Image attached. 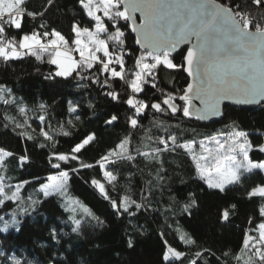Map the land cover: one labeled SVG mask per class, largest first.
Masks as SVG:
<instances>
[{"label":"trees","instance_id":"trees-1","mask_svg":"<svg viewBox=\"0 0 264 264\" xmlns=\"http://www.w3.org/2000/svg\"><path fill=\"white\" fill-rule=\"evenodd\" d=\"M216 2L232 7L234 12L249 13L253 24L264 26V8H257L251 0ZM28 8L47 11L35 20L26 17L22 30H9V36L19 39L33 30L43 32L46 29L40 25L45 24L48 31H59L71 44L75 36L73 24L90 29L94 25L79 0H54L51 7L46 0H29ZM100 16L110 28L111 21L102 13ZM125 24L120 21L127 51L125 75L131 79V72L138 70L135 62L144 53ZM250 29L255 31L254 27ZM184 54L185 50H181L170 57L179 67L160 65L153 70L154 79L147 77L149 83L139 94L132 93L120 79H110L102 86L92 83L88 73L83 76L89 78L77 72L55 76L57 68L49 62V53H40L41 59L35 55L0 59V87L6 90V99L15 101L0 102V150L12 153L4 157L0 176L13 189L21 185L19 200L0 206V222L7 220L11 224L7 230L0 228V264H244L249 260L260 264L255 249L243 250V246L246 235L258 237L254 229L264 223L260 212L264 197L250 199L247 195L264 185L261 171L245 173L241 184L230 185L221 193L209 189L199 178L195 162L184 148L158 153L155 159L140 154L163 147L158 137L169 134L175 135L179 144L194 142L199 150L209 148L206 142L213 136L227 147L233 131L240 130L247 133L249 158L255 162L264 160V152L259 150L264 144V105L227 107L221 119L206 123L196 116L184 117L182 111L172 115L163 105L166 95L176 97L174 102L181 108L185 103L179 100L188 83ZM93 73L101 82L108 77V73L100 75L95 69ZM110 91L116 92L118 99L109 96ZM130 96L149 107L136 116L135 109L126 103ZM152 103H161L165 111L152 109ZM20 107L25 109L24 115ZM112 116L117 119L106 123ZM132 117L138 120L136 128L130 125ZM16 123L22 127H15ZM41 128L53 139L46 140ZM90 134L94 140L80 153H72L71 149ZM125 139L128 143L121 149L119 145ZM201 142L205 148L200 147ZM58 154L76 155L78 159L65 163L56 158ZM104 156L109 160H102ZM22 157H26L23 163ZM56 163L59 168L53 167ZM106 171L116 177L111 183L104 175ZM65 172V198L58 194L38 195L37 189L49 176ZM93 181L103 185L104 193ZM112 201L118 206L122 201L127 203L128 211L122 207L117 211ZM78 204L88 213L84 210L82 216L77 215L79 226L71 221L70 211L79 208ZM136 204L141 207L136 209ZM185 205L189 207L185 209ZM224 209L230 212L227 222L221 220ZM189 239L193 242L188 243ZM169 248L184 255L175 259L169 254L166 261Z\"/></svg>","mask_w":264,"mask_h":264},{"label":"snow or ice","instance_id":"snow-or-ice-1","mask_svg":"<svg viewBox=\"0 0 264 264\" xmlns=\"http://www.w3.org/2000/svg\"><path fill=\"white\" fill-rule=\"evenodd\" d=\"M28 3L29 0H0V59L4 61L19 59L22 54L35 55L37 59H41L40 53H49L51 57L49 62L59 68L55 76L67 77L72 72H77L82 78H89L83 76V73H88L93 77L92 83H101L102 86H106L110 79H120L128 84L132 93L139 94L143 91V85L149 83L147 77L154 79L153 70L160 65L169 69L179 67L169 58L170 54L178 45L190 43L191 47L187 49L185 56L187 65L185 70L189 76L193 77L194 83H190L184 94L179 96V100L185 102L182 108L174 102L176 97L165 96L162 103L171 110L172 115L179 111H182L184 117H191L195 113L196 119L220 115V102L232 99L234 96L241 97L237 100L238 103L257 104L264 101V26L260 23L253 24V18L249 13L240 10L234 12L232 7L218 4L216 0H79L86 15L94 21V30L73 24L72 32L75 38L71 44L76 47L71 48L68 39L55 29L48 31L45 24L40 25V28L46 29L43 32L33 30L31 33L20 35L19 39L8 35L9 30L21 31L26 17L35 20L45 15L47 8L42 11H32L28 8ZM46 3L48 7H51L54 0H46ZM251 3L257 8H264V0H251ZM235 7L239 9V5ZM98 12H102L103 17L111 21V30L101 16L97 15ZM136 13L140 14L139 24ZM120 21L126 22L125 26L138 34L136 43L145 50V54L135 62V68L138 70L131 72V79L125 75L124 57L127 51L125 33L121 30ZM250 27H254L255 31H250ZM21 50L25 51L22 53ZM69 51L78 53L79 59L68 55ZM114 65L119 66V71ZM93 69L100 75L108 73L107 79L103 82L99 81ZM152 86L156 85L153 83ZM5 91L3 87H0V102L15 103L14 100L10 101L4 97ZM107 94L114 100L118 99V94L114 91ZM193 99H198L203 108H195L192 104ZM126 103L135 109L136 116L149 107L148 104L135 100L133 96H130ZM151 108L157 112L165 111L161 103H152ZM19 112L24 115L25 109L20 107ZM39 119L41 122L44 121L43 116ZM116 119V116H112L106 123L111 124ZM130 125L136 128L138 120L135 117L130 118ZM15 127H22V125L16 123ZM41 132L46 140L53 139L43 128ZM67 134V132L64 133V135ZM28 138L31 139L30 136ZM93 140L94 135H88L77 143L71 152L80 153ZM158 141L163 147L140 154L146 158L155 159L158 153L175 151L177 147L184 148L196 162L199 178L209 189H215L221 193L225 192L229 185L241 184L245 173H252L254 170L264 172V163H254L249 160L250 144L247 133L244 131L234 130L227 148L225 142L217 139L216 136L210 138V141L218 146V152L226 149L228 153H236V155L224 157L223 164L217 160L214 168L208 163L209 156L202 154L197 157L194 142L179 144L177 137L171 134L167 137H158ZM127 143L125 139L119 147L124 149ZM200 147L205 148L204 142H201ZM259 150L264 152V147ZM205 151L211 150L205 149ZM11 155L12 153L0 150V170L4 168V157ZM237 156L240 158L238 159ZM56 158L67 163L70 160H77L78 156L58 154ZM25 159L26 157H22L21 162L23 163ZM102 160H109V156L102 157ZM199 161H204L205 164L202 166ZM83 166L91 167V165ZM53 167L59 168L60 164H53ZM62 175L67 177L66 172ZM104 175L110 183L116 179L110 171H106ZM93 183L98 184L97 181ZM63 185L64 181L52 185L51 188L45 185L41 191L47 197L53 194V191L62 190ZM98 186L104 193L103 185L98 184ZM20 187L21 185L18 184L13 190V186L7 184L6 178L0 176V206L7 201H18ZM247 195L250 199L257 196L264 197V186L253 188ZM132 203L135 204L134 201ZM191 203L195 204V200ZM112 206L117 211L122 207L125 212L129 207L123 201L119 206L116 201H112ZM135 206L136 209L141 207L139 204ZM188 207L189 205H185V209ZM232 207L234 208L235 205ZM260 212L264 216V207ZM229 216V210L224 209L221 220L227 222ZM74 222L79 226V220ZM7 227L8 225L5 224L4 229L7 230ZM254 231H258V237L246 235L243 250L250 247L255 249L254 255L258 257L260 264H264V223H260ZM192 242L188 240V243ZM129 247H132L131 241H129ZM169 254L175 259H180L184 255L169 248L164 256L166 261L170 258ZM199 255L197 253L198 257ZM236 259L239 260L240 257L237 256ZM192 264H195V261H192ZM244 264H251V260L245 261Z\"/></svg>","mask_w":264,"mask_h":264},{"label":"rangeland","instance_id":"rangeland-1","mask_svg":"<svg viewBox=\"0 0 264 264\" xmlns=\"http://www.w3.org/2000/svg\"><path fill=\"white\" fill-rule=\"evenodd\" d=\"M102 12H98L97 13V15H100ZM103 14V13H102ZM102 18V17H101ZM94 22V21H93ZM92 30H94V25H93V28H92ZM249 30H251V29H249ZM251 31H253V30H251ZM74 38H75V36H74ZM73 38V39H74ZM103 38V37H102ZM70 46H71V48H75L76 46L75 45H73V44H70ZM62 50H66V49H63L62 48ZM23 51H25V50H21V52L23 53ZM145 54V53H144ZM143 54V55H144ZM23 55V54H22ZM68 55H70V56H72L73 58H75V59H79V55H78V53H76L75 51H69L68 52ZM98 55H102V54H99L98 53ZM170 58V57H169ZM173 61V60H172ZM174 63V62H173ZM56 66V68H57V71L59 70V68L57 67V65H55ZM114 66H118V65H114ZM118 71H119V66H118V69H117ZM63 77V76H62ZM206 144H208L209 146V148H207V149H210L211 151L210 152H207V151H205V149L204 150H199V149H197V148H195V146H194V150H195V154L197 155V157H199L200 155H207V156H209V164L214 168L215 167V164H216V162H217V160H219V162L221 163V164H223V163H225V160H224V157H226V156H229V155H236V153H228L227 151H226V149L225 150H221V151H217V148H218V146L215 144V142H212V141H207L206 142ZM262 147H264V144L260 147V148H262ZM227 148V147H226ZM248 156H249V152H248ZM192 157V156H191ZM237 158L239 159L240 157L239 156H237ZM249 160H251L250 158H249ZM252 162H254V163H264V160L263 161H261V162H255V161H253V160H251ZM194 162V161H193ZM200 163H201V165L203 166L204 164H205V162L204 161H199ZM195 166H196V162H195ZM196 171H197V168H196ZM260 171V170H259ZM262 172V171H261ZM263 174H264V172H262ZM199 176V175H198ZM50 178H55V179H50ZM66 179H65V177L62 175V174H58V175H52V176H49L48 177V180L43 184V185H41L38 189H37V191H38V195H41V196H44V194H43V192L41 191V189L43 188V186H45V185H49L50 186V188H51V186L52 185H54V184H58V183H60L61 181H64V185H63V188H62V190H60V191H53V194H58V195H61V197H64L65 198V195H67L66 193H67V190L65 189V184H66V181H65ZM207 186V185H206ZM230 186V185H229ZM262 186H264V185H262ZM98 188H99V186H98ZM20 189H21V187H20ZM13 190H15V187H14V189ZM78 207L80 208V210H81V213H77V212H79V208H74V211H72V210H70L71 212H72V215H73V218H72V220L71 221H73V223H75L74 221H76V220H79L80 218H78L77 217V215H83V212H84V208H83V206L82 205H80V204H78ZM86 211V210H85ZM86 213H87V211H86ZM88 214V213H87ZM77 217V218H76ZM6 222H7V224H8V227L7 228H9L10 226H11V224L10 223H8V221L6 220H3V223H1L0 222V228L2 229V230H5L4 229V225L6 224ZM5 223V224H4Z\"/></svg>","mask_w":264,"mask_h":264},{"label":"water","instance_id":"water-1","mask_svg":"<svg viewBox=\"0 0 264 264\" xmlns=\"http://www.w3.org/2000/svg\"><path fill=\"white\" fill-rule=\"evenodd\" d=\"M218 3V2H217ZM218 4H220V3H218ZM135 16H136V18H137V23L139 24L140 23V14L139 13H136L135 14ZM128 23H130V22H128ZM129 29H130V32H131V34H132V36H134V38H135V43H136V40H137V38H138V34L136 33V32H133L132 30H131V28L129 27ZM251 31V30H250ZM136 46L137 47H139V49L141 50V52H143V53H145V50L143 49V48H141V46L140 45H138L137 43H136ZM189 47H191V44L190 43H188V44H180V45H178L177 46V48L176 49H174L172 52H171V54H170V57L171 56H175V55H177L178 53H180L181 52V50H185V56H186V53H187V49L189 48ZM183 66H184V68L186 69V67H187V65H186V63H185V57H184V60H183ZM185 75H186V77L188 78V83H187V86H186V88L188 87V85L190 84V83H194L193 82V77H191V76H189L188 75V72L185 70ZM241 97H239V96H234L232 99H225V100H222L221 102H220V104H219V110H220V115H214V116H209L208 118H206V119H200L202 122H216V120H219V119H221V117H222V114H223V111H224V109L225 108H227V107H242V108H259V106H262V105H264V101H261L260 103H257V104H245V103H238L237 102V100L238 99H240ZM192 104L195 106V108H203V105L201 104V102L198 100V99H193L192 100ZM193 112H194V109H193ZM192 117H195V113L192 115Z\"/></svg>","mask_w":264,"mask_h":264},{"label":"built area","instance_id":"built-area-1","mask_svg":"<svg viewBox=\"0 0 264 264\" xmlns=\"http://www.w3.org/2000/svg\"><path fill=\"white\" fill-rule=\"evenodd\" d=\"M150 62V61H149Z\"/></svg>","mask_w":264,"mask_h":264}]
</instances>
